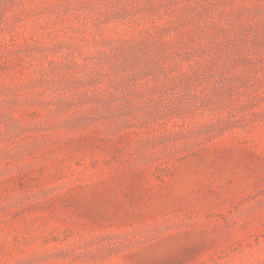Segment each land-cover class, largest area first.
Here are the masks:
<instances>
[{
	"label": "rangeland",
	"instance_id": "1",
	"mask_svg": "<svg viewBox=\"0 0 264 264\" xmlns=\"http://www.w3.org/2000/svg\"><path fill=\"white\" fill-rule=\"evenodd\" d=\"M0 264H264V0H0Z\"/></svg>",
	"mask_w": 264,
	"mask_h": 264
}]
</instances>
